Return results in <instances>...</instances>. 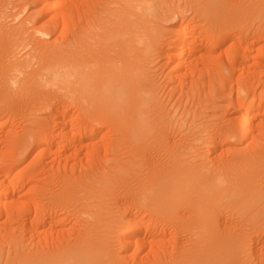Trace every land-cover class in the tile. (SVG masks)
Here are the masks:
<instances>
[{
	"label": "bare ground",
	"instance_id": "1",
	"mask_svg": "<svg viewBox=\"0 0 264 264\" xmlns=\"http://www.w3.org/2000/svg\"><path fill=\"white\" fill-rule=\"evenodd\" d=\"M222 1H202L205 4L196 9L199 8V15L212 22L214 11L224 6ZM155 2V0H115L101 5L97 0H89L81 5L82 28L72 30L70 27L72 31L67 38L61 34L64 38H59L61 42L55 39V42L47 43L42 38L53 34L54 31L57 34L56 29L60 20L64 23L62 24V31H64L63 28H67L66 21L71 19L74 11L71 9L72 14L70 11L67 12L68 10H58L57 6L61 3L57 2L56 5L54 0H35L34 3L38 6L36 13L29 14L21 23H17L19 25H12L11 28L9 25L8 31L0 33V94L14 92L20 96L33 92L37 87H51L50 89L55 88L64 92L60 100L66 105L68 102L73 104L72 101L79 105L82 101V112L86 111L89 116L93 112L99 113L100 116L105 113L110 115L108 112H120L123 116L120 121L125 124H120L118 121V125L127 128H123L125 134L119 140H126L130 146L131 170L128 168V171L130 170L134 179L138 180L136 186L140 189L136 195L137 199L133 197L137 202H134L136 208L133 209H136L140 215L133 216L123 227L124 229H121L122 237L120 246L117 248L113 245L111 237L120 226L119 219L110 218V212L104 205V195L98 197L101 189H97L100 183H103L102 180L111 182V177L104 175L103 177L101 174L102 178L98 179L100 183L97 181L98 177L96 180L88 177L85 179L87 182H84L82 173L76 174L77 176L69 174L62 176L59 173L55 176L54 173L56 178L53 174L49 177L47 175L48 178L46 177L45 180L47 182L39 179L45 182L46 186H43L44 183L41 184L42 186L37 185L35 175L38 174V170L35 159L17 172H15L17 167L13 163L26 159L28 151L36 144L39 146L37 147L39 148L37 149L38 158H50L49 149L54 145L53 139L49 137L50 135H45V131L40 141L37 140L36 132L30 130H24L19 136H10L5 141V149L0 150V218L4 217V224L7 225L3 231H0V264H128V261L132 264H247L245 256L248 257L246 252L249 249H246V245L247 239L251 238L247 237L264 228V120L255 122L256 125L253 123L256 116L264 112V105L261 104V97H258L260 100L258 98L255 100L257 102L254 105L256 94L254 95L250 87L244 84L236 90V100L232 99L234 103H231V112L227 111V108L224 112H220L222 115L216 113L207 116L204 112L208 109L200 106L199 103L201 99L199 93L204 92V89L199 90L198 82L192 80L189 82L190 86L184 89L182 85L186 80L181 81L180 96L173 104L170 101L171 96H167L169 98L165 100L160 92L158 81H154L156 75L154 79L151 75L153 73L151 70L155 67L150 69L152 57L159 50L160 44L157 37L159 31V37H161L160 25L165 20L162 18L166 17L161 16L162 12L160 13ZM4 3L5 1L0 0V17L5 12V9L3 11ZM200 3L198 4L201 5ZM223 3L226 4V2ZM156 11L159 12L157 13L159 16ZM40 22H42L40 28L38 26L36 28V24L34 26L36 29H29L28 31H32L28 34L25 26ZM68 23L70 25V22ZM219 27L223 26L218 25L217 28ZM72 28H74L73 24ZM195 28L188 30L179 22L172 33L169 31L165 33L167 31L163 30L164 34L160 42L165 44V55L172 65L169 69V77L176 75L182 69L184 72L186 70L185 74H187L190 70L189 67V70L185 69L187 58L194 53H199V58L205 40L202 41L196 36L206 30H200L198 33ZM66 33L65 31L64 34ZM215 42L209 41L207 44L205 41L209 46L204 49L206 53H212L211 49L214 48ZM237 43L230 46L233 45L235 49L242 48ZM22 50H26L23 52L25 54L18 56ZM250 52L252 53V50L248 53ZM262 54L264 58V52ZM236 56L241 64L243 60L246 61L243 59L246 56L245 53H237ZM200 64L202 65L201 61ZM210 68L214 66L206 69ZM233 71L236 72L235 68ZM226 80L220 81V84L226 83ZM209 85L211 86V83ZM217 90L219 93L222 91L216 89V93ZM221 94L224 93L221 92ZM227 97H230V94ZM226 99L230 101V98ZM204 102L202 100L201 103ZM209 103L212 102L209 101ZM188 106L195 109L192 110ZM1 107L3 106H0V109ZM213 107L209 108L211 113L212 109L214 110ZM93 115V118H96L95 114ZM111 115L117 117L113 113ZM227 115H229L228 119H226ZM223 116L227 117L223 118ZM70 128L74 130L73 133L77 138L82 139L81 128L74 129L73 125ZM7 129V123L0 122V133H4ZM256 132L257 135H255ZM242 143L246 144L245 148L238 149L237 146ZM46 158L43 160L48 161ZM93 176L95 178V175ZM9 178L10 184H5ZM94 181L99 184H95ZM52 183L59 189L57 192L50 189ZM27 185L29 189H26ZM24 188L27 194H32L30 199L28 197L29 201L25 199L27 202L15 198L16 193L24 191ZM84 190L93 195L86 194ZM84 193L86 196L83 205L82 194ZM69 208L72 209V213L68 211L69 214L80 219L85 209L83 214H87L91 221L89 223L86 221L88 224L84 226V229L80 228L81 230L66 239L67 235L62 236L64 240L59 238L58 234L57 239L54 240L56 236L53 239L55 242L45 238L41 240L40 236L38 237L40 241L37 240L35 244L26 241L25 233H32V227L42 231V227L47 223L61 224L62 216L61 219L57 218L53 210L57 209L58 213L67 215ZM156 222L171 227L176 237L174 239L177 241L173 240L178 243L179 249L176 255H173L174 253L172 256L168 255L169 259H166V252L151 246L152 243L157 242L163 244V240L156 242L155 239V242L150 244L149 237L158 232L157 226H154L155 224L152 226V223ZM11 225L15 227L12 228ZM43 230L46 231V229ZM103 232L104 234L101 235L100 233ZM262 233L259 234L262 236ZM44 234L43 237L47 235ZM30 240L33 241V239ZM157 244L160 245V243ZM147 247L148 252H144L146 254L143 255L144 257L141 256L142 259L145 258L144 260L148 259L144 262L139 255ZM121 249L125 253L123 256L120 254Z\"/></svg>",
	"mask_w": 264,
	"mask_h": 264
},
{
	"label": "rangeland",
	"instance_id": "2",
	"mask_svg": "<svg viewBox=\"0 0 264 264\" xmlns=\"http://www.w3.org/2000/svg\"><path fill=\"white\" fill-rule=\"evenodd\" d=\"M3 1H5L4 5L8 6V7L6 8L3 5V7H4L3 11L5 9V12H3L4 15L1 14L2 17H0L1 18V20H0V31H1L0 33L1 34L4 31H8L12 27V25H19V24H17L18 22L21 23V21H23V19L27 18L29 16V14H31L33 12L36 13V11L38 10V6L36 5V3H34L35 0L34 1H32V0H8V1L3 0ZM87 1H89V0H54V3L56 5L58 4L57 2L61 3V4H58V6H57L58 10L59 9H61L62 11L68 10L67 12L74 11V14L72 12L73 15L71 14L72 15V17H70L71 19L69 21L68 20L66 21L67 23L70 22V25H68L69 23L67 24L65 22L66 23L65 25H67L66 26L67 28H63L64 31H62V24H64V23L63 22L61 23V20L59 19L60 22H59V25L56 29V31H58L57 34L54 31L53 34L48 35L46 37H43L42 39L46 40L45 42H47V43H50L49 41H51V43L55 42V39L56 40L58 39V41L61 42L62 40H60V39L67 38L73 29L79 28V27L82 28V16H81L82 15V6L81 5ZM108 1L114 2L115 0L114 1L113 0H97V2H99V4H101V5L104 4L105 2L109 3ZM155 1H156L155 2L156 7H158L160 13L162 12L161 16L162 15H163V17L166 16L165 18H162L165 20H164V22L162 20L163 23L161 22L162 24L160 25L161 37L164 34V31H167L165 33H168V31H169V33H172L173 29L175 28V25H178L180 22V25H182L184 28H187L188 30L195 28V27H196L195 31H197L198 33L200 30L201 31L206 30L203 33L202 32L199 33L201 36L199 34H197L198 36H196V34H195L194 37L196 36L199 39H201L202 41L205 40L207 44L209 43V41L210 42L216 41L214 48L213 47H212V49L210 48L212 53H206L205 52L204 49H207L209 46L205 43V41H203L204 45L202 47V51L199 55V58H198L199 53H197V54L194 53L193 55H191V57L187 58V62H186L187 68H185V69H188V67L190 68V70L188 69L189 71H187L188 72L187 74H185L186 70L184 72V69H182V70L178 71L180 73L177 72L176 75L174 74V75H172V77H169L170 76V74H169L170 70L169 69L172 68V65L170 64V62H168L169 60L167 61L168 57H166V55H165V53H166L165 47L166 46H165V44L161 43L162 41L160 42V40L162 38L159 37L160 36V31H159V36L157 37V39L159 40V44H160L159 50L160 51L158 50L159 53L157 51L155 56L152 57V61H153L152 63L153 64L151 63L150 64L151 68L150 67L149 68L154 69V67H155L154 70H151L153 72V73H151V75H153V77H152L153 79L155 78L154 75H156V78L158 80L155 78L154 81H158L157 83H158V86L160 88V92H161V94L165 100H166V98H169L171 96L170 101H171V104H173L176 101V99H178V97L180 96L179 89H181V88H179V87H181V85H182L181 81L186 80L184 82V85H182V89H184V87L188 88V86H190L189 82L197 81L198 85H199L198 87H200V88L202 87V89L199 88V90L204 89L203 91L204 92L206 91L205 93L200 91L199 94H200L201 99H199L200 100L199 103H200V106H203V107L208 109L206 112H204L207 114V116H209V114H216V113H217V115L221 114L220 112H224V109H227V108H228L227 111L231 112V110H230L232 107L231 103H234V101L236 100V95H237L236 90L239 86L244 85V84H246L248 87H250L251 91L254 92V95L256 94L255 98H254V102H255V100H257L258 97H261V100L264 102V88H263L264 87V58H263V54H262L264 52V41H263L264 40V0H242V1L241 0H239V1L238 0H227V1L221 0L222 4L224 6H222L223 8L221 7L218 11L217 10L214 11V16H213L214 19L212 22L209 19H206L204 16L202 17V15H199L200 14L199 8H201V6L205 4V2H202V1L208 2L210 0H155ZM199 2H201L200 3L201 5L198 4ZM223 2H226V4ZM25 5H26V8L24 9ZM70 5L73 7L70 8L71 7ZM63 7H65V8H63ZM197 7H199V8L196 9ZM21 9H23V10H21ZM63 9H66V10H63ZM71 9H72V11H71ZM5 13H6V15H5ZM7 13H9L11 15H8ZM56 13H59V12H56ZM157 13H159V12L156 11V14ZM196 13H198V14H196ZM75 14H76V16H75ZM157 15L159 16V14H157ZM11 16H13V17H11ZM8 17H9V19H8ZM260 17H262V18H260ZM223 18H225V19H223ZM74 19H76V20H74ZM166 19H168V20H166ZM219 19H221V20H219ZM207 20H208V22H207ZM42 22L35 23V24H33V23L27 24L26 25L27 27L25 26V29H27L28 34L31 33V31L33 30L32 28H34V26L36 24L37 25L35 27L37 28V26H38V28H40V25ZM215 23H218V24H215ZM72 24H73L74 28H72ZM9 25H10V28H9ZM218 25L219 26L222 25L223 27L217 28ZM214 26H216V27H214ZM1 27L3 28V30ZM36 28H34V29H36ZM69 28L72 30H70ZM29 29H32V30L28 31ZM65 31L68 34L67 33L64 34ZM223 31L225 33H223ZM206 33H207V35H206ZM61 34H63L64 38L61 37L62 36ZM65 35H66V37H65ZM202 37H203V39H202ZM236 37H237V39H236ZM60 42H58V43H60ZM156 42H158V41H156ZM236 42H238L240 47H242V48L235 49L233 47V45H232V47L230 46L231 44H235ZM205 44H206V47H204ZM217 48H219V49H217ZM246 50L248 52L250 50H252V53L251 52L248 53ZM24 51H26V50H22V52L20 51L22 54L19 52L20 54L18 53V56H23L25 54V53H23ZM162 53H164V54H162ZM202 53H204L203 56H201ZM205 53H206V55H208L209 58L206 57ZM237 53H241V54L245 53V55H246L243 58V59H246V61L243 60L242 64L239 61V58L236 56ZM156 55H157V57H156ZM198 59L201 61L202 65L206 64L205 65L206 67H204V65L202 66ZM212 64H214V65H212ZM243 64H245V65H243ZM199 65H201V66L199 67ZM211 66L212 67L214 66V68H212V69H214L213 71L211 68L208 70L206 69V68H209ZM242 67H244L243 71H242ZM234 68H235L236 72L233 71ZM195 69H196V72H194ZM204 70H205V72H203ZM250 72H253V73H250ZM184 74L187 75L185 78H184V76H185ZM178 75L181 77V79ZM194 76L197 77V79ZM198 76H200V78ZM178 77H179V79H178ZM191 78H193V79H191ZM225 79H227L226 80L227 82L220 84V81H223ZM208 82H209V84L211 83V86L209 84H207ZM213 82H215V84H213ZM249 82H251V83H249ZM172 85L175 87H173ZM253 87H255V88H253ZM38 88L39 87L36 88L38 91L35 89L33 92H30L26 95H20V96L17 94H14V92H9L11 94H8V92H7L6 95L4 93L0 94V106H3V107L5 106L4 109H3V107H1V109H0V122H6L8 125V129L4 133H0V150L5 149V141L10 136H19V135H21V133L24 130H30V131H33L34 133L36 132L35 134L38 138L37 140H39V141L41 138L44 137V134L46 132L45 135H48V136L50 135L49 137L53 139L52 141L54 144V145L50 146L51 148L49 149L51 151V154H52V155L50 154L49 157L50 156L51 157L50 158L43 157V159L46 158V160H48V161H45L40 157L38 158L37 149H39V148H37V147H39V146H38V144H36L35 145L36 147L33 146V148H31V150L28 151L26 159L13 163V165H15V167H17V168H15V172L24 168L28 163H30L33 159H35L34 161L36 162L35 164H36V167L38 170V174L35 175V178H37L36 180L38 182L36 180L35 181H36L37 185L39 184L40 186H42L41 184H43V183H44L43 186L44 185L46 186L45 182H47V181H45V180H46L47 175H48V177L50 176V174L51 175L53 174V176H54V173H55V176H56V173H59V175H62V176H64L65 174L75 176L76 174L78 175V173L79 174L82 173V179L84 182L85 181L87 182V180H85V179L88 177H91L93 180H96V178L98 177L97 181H98V179L100 180V178H102L101 176H103V175L105 177H109V178L111 177L110 178L111 182H108L105 179L102 180L103 183L102 182L100 183L98 181L100 183V186H98L97 189L98 190L101 189L100 192L102 194L101 195L99 192L98 197H102L104 195L103 196L104 197L103 198L104 205H105V207H107L106 209L109 210L108 212H110L109 213L110 218L116 217L115 219H119L118 225H120V226L117 227V229L114 233L115 235L113 236L114 238L111 237L112 242L114 243L113 245L114 246L116 245L115 247L118 248L120 246V240H121L122 231H123L121 229L127 225L126 223H128V220L132 219L133 216L136 215V217H137V215L138 216L140 215L136 209H133L135 207L134 202H136V199H137V197H136L137 192H139L140 189L138 186H136V185H138V180H135L136 178L134 179L132 174L129 172L131 170V167H130L131 165L129 164L130 158H131V154H129V153H131V149H130L128 142H126V140H123V141L119 140V139H121L123 134H125L123 128L126 126L118 125L119 123L120 124L123 123L122 121H120V120H122L123 116H121L120 112L119 113L108 112V114H110V115H106L107 113L104 112L105 117H104V115L100 116V114L99 113L97 114V112H95V113L93 112L92 114H90L91 113L90 112L89 114L91 116H89L86 113V111L85 112L83 111L84 113L82 112V101H80V102L78 101L79 103H81L79 105H76L78 103L76 102V104H75V101H72L73 104H71V102L69 104V102H68V104H67L68 106H67L62 100H60L62 98L61 94L64 92L60 91L59 89H55V88L50 89L51 87H49V88L41 87L39 89ZM40 89H41V91H40ZM216 89H221L222 90L221 92L224 94H221V92L219 93L218 90H217V93H218L217 94ZM252 89H254V90H252ZM54 90H55V92H54ZM55 94L58 97L55 96ZM229 94H230V97H227V96H229ZM167 96H169V97H167ZM6 97H7V99H6ZM26 97L30 98L31 100L27 99ZM174 97H176V98H174ZM225 97L230 98V101H228ZM202 98H204V99H202ZM216 98H218V99H216ZM172 99H173V101H172ZM249 99H251V98H249ZM202 100H203V102L205 101L204 103L206 105L204 103H201ZM209 101L212 103H209ZM262 101H261V104L264 105V103ZM256 102L254 103V105L256 104ZM213 105H214V107H213ZM212 107L214 108V110L212 109L213 112L211 113L209 108H212ZM188 108H191L192 110L195 109V107L192 108L190 106H188ZM8 109H9V111H8ZM1 110H2V112H1ZM111 113H113L114 115H117V117L120 116L121 118L118 117L119 118L118 119L116 116L111 115ZM178 113H180V112H178ZM93 114H95L96 118H93L94 117ZM101 114H103V112H101ZM259 114L260 115L256 116V118L254 119V122H253L254 124L257 121L259 122L261 119L264 120V112H261ZM96 115H98V116H96ZM227 116H223V118L227 117L226 119H228L229 115H227ZM85 117H88L89 119L91 117L92 118H91V120H89ZM258 118H259V120H258ZM118 121H119V123H118ZM123 124H125V122ZM72 125L75 127L74 129L78 128V130H79L81 128L80 130L81 131L83 130L82 139L79 137L77 138L76 135L73 133L74 132V130L72 131L73 127L70 128ZM255 125H254V127H255ZM50 126H52V127H50ZM119 128H121V129H119ZM255 131L256 130L254 129V132ZM52 132H53L54 136L52 135ZM121 132H124V133L121 134ZM254 132H253V135H254ZM117 135L120 138H118ZM255 135H257V132L255 133ZM124 142L126 145L124 144ZM117 143H119L120 146ZM245 143L248 144V142H246V141H245ZM245 143L240 144V146H237V148L238 149H244L246 146ZM113 144H114V148H113ZM41 159H42V162H41ZM43 163L46 165V167ZM128 168L130 169L129 171H128ZM116 170H118V171H116ZM56 171H58V172H56ZM109 174H111V175H109ZM93 175H95V178ZM55 176H54V178H56ZM43 177H45V178H43ZM25 179H26V177H25ZM39 179L42 181L44 179L45 182H41ZM110 179H108V180L110 181ZM121 179H123V180H121ZM9 180H10V178L5 182V184L9 185L10 184ZM97 181H94L95 184H97ZM55 182H56V179H55ZM131 182H133V183H131ZM53 183L50 184V189H53L54 192H57L59 189ZM113 183H114V185H112ZM89 184H91V183H89ZM102 184H104L105 186ZM263 184H264V182H263ZM52 185H54L55 187L53 186L54 187L53 188ZM91 185H93V184H91ZM91 185H89V186H91ZM27 186H25V188ZM93 186H95V185H93ZM25 188L23 189L24 191H20L21 194H20V192H18V193H16L17 195H15L16 197L15 196L14 197L18 198V199L20 198V201H22V200L25 202L29 201L28 197L30 199V197H32V194L31 193L27 194ZM26 189H29V186ZM135 189H137V191ZM104 190L106 193L104 192ZM86 191H85V193H86ZM88 192L86 194L90 195L91 192H89V193ZM133 193H135L134 196H132ZM84 194H82V199H83L82 204L83 205H84L85 196H86V194L85 195ZM14 197H13V199H15ZM105 197H106V199H105ZM133 197H136V199ZM25 199H27V201ZM133 199H135V200H133ZM115 202H116V204H115ZM131 203H134V204L132 205ZM84 210L82 212V219L76 218V216L71 214L72 209H70V208L67 210V213H68L67 215H64L63 213H58L59 211H57V209H56V211L53 210L54 211L53 213L56 214L57 218L61 219V216H62L61 224H58V225L57 224H53V225L51 224L50 225L49 223H47L42 227L43 232L41 231L40 227L38 228V229H40V231L37 229H34V227H32V229H31L32 233H30L31 235L28 234L29 232L25 233V235L27 234L26 236L24 235L25 238L27 239V240L26 239L25 240L27 242L31 241V243L33 242L35 244L37 240L40 241V239L43 240L44 238H45V240L49 239L51 241L56 236V238L54 239V240H56L58 234H59V238L61 237L62 240H64L63 237H65L66 235L67 236L65 237V239L67 237H70V236L72 237V234H75L76 231L78 232L82 228L84 229L85 228L84 226L87 225L91 221L89 216H87V214L86 215L83 214ZM68 211L71 213L69 214ZM136 211L138 214L136 213ZM57 215H59V216H57ZM120 219H122V221H120ZM4 220H5L4 217L0 218V231H3V228L7 227V225L4 224L5 223ZM78 222H79V224H78ZM81 222H82V224H84V223L85 224L82 225ZM232 222H230V224ZM156 223H152V226L154 224H155L154 226H157V228H158L157 233L159 234V232H160L161 236L156 233L154 235L156 238L154 236H151L152 239H150L151 237H149V241H151L150 244L152 242H155V239H156V242H157V240H159V241L163 240L164 241L163 244H161V242H157V243H160V245H158L157 243H152L153 245H151V246H153V248H155L157 250H160V251L162 250L161 252H166L165 253L166 259H169L168 255L171 254L170 256H172L173 253H174L173 255H176L177 250L179 249V246H177L178 243L174 242V240H176V239H174L175 236L173 234L174 232H173L171 227L166 226L162 223H159V224L158 223L156 224ZM13 226L15 227V225H11L12 228H14ZM43 229H46V231ZM160 229L163 232L160 231ZM33 230H35L34 234H33ZM36 230H37V232H36ZM263 230H264V228H262L256 232L251 233L250 236L247 237V238H249V237L252 238V239L251 238L247 239L248 244L246 245V249L247 250L249 249L248 251L246 250L247 251L246 255L248 254V257L245 256L247 258V259H245L247 264H264V233H262V232H264ZM62 231H63V234H62ZM50 232L54 233V234L51 235ZM44 233L47 235L50 234L48 236L49 238ZM259 233L260 234L262 233V236ZM43 234L45 235L44 237L42 236ZM68 234H70V235H68ZM100 234L102 235V234H104V232L100 233ZM255 234H256V236H254ZM32 235H34L33 238H32ZM39 236H40V239H38ZM170 236H172V237H170ZM253 236L255 238H253ZM30 239H33V241ZM54 240H53V242H55ZM172 240H173V242H172ZM167 243H168V245H167ZM165 244H166V246H165ZM155 245H157V246H155ZM160 246H162V247H160ZM117 248H115V249H117ZM144 252H146V253L148 252V247L145 248L144 251L140 252L142 254L139 255L140 256L139 258H141V256L144 257L146 255ZM120 254H121V256H123L125 253H123V250H122L120 252ZM249 257H250V260H248ZM254 257H255V259H254ZM144 259H142V260H144ZM147 260H144V262ZM127 263L132 264L131 261H130V263H129V261Z\"/></svg>",
	"mask_w": 264,
	"mask_h": 264
}]
</instances>
